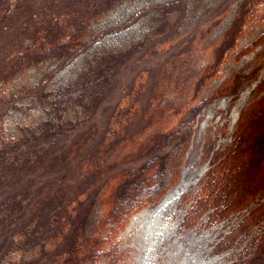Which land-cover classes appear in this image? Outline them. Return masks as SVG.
<instances>
[{
    "label": "rangeland",
    "instance_id": "rangeland-1",
    "mask_svg": "<svg viewBox=\"0 0 264 264\" xmlns=\"http://www.w3.org/2000/svg\"><path fill=\"white\" fill-rule=\"evenodd\" d=\"M242 1L21 0L31 21L41 25L30 24L27 38L33 35L36 42L50 32L46 18L36 14L46 7L45 14H61L66 34L79 40L69 47L52 42L31 55L20 37L22 13L2 17L0 11V264H54L62 247L91 243L104 217V178L140 162L130 150V118L145 105L156 71L161 75L153 104L159 119L152 128L175 122L178 116L170 112L183 100L206 97L182 161L169 180L171 170L164 169L158 198L133 205L93 259L72 264H139L145 251L138 240L141 217L133 219L157 205L184 168L190 183L171 219L178 231L166 247L168 259L230 264L256 252L264 257V148L257 136L264 129L253 134L249 123L264 106V0H253L256 8L247 11L233 47L225 48L213 75L208 70ZM238 129L246 140L237 161L258 156L246 160L252 185L225 180L216 198L207 173L221 163Z\"/></svg>",
    "mask_w": 264,
    "mask_h": 264
},
{
    "label": "trees",
    "instance_id": "trees-1",
    "mask_svg": "<svg viewBox=\"0 0 264 264\" xmlns=\"http://www.w3.org/2000/svg\"><path fill=\"white\" fill-rule=\"evenodd\" d=\"M252 2L253 0H243L240 3L241 11L227 27L224 36L222 37L223 39L217 47V54L214 56L213 62L209 64L211 67H209L208 70L212 71V75L215 73V69L223 61L222 59L227 53L225 52V48H230L231 50L233 42L236 39L235 36L238 34L237 32H239L240 25H242L249 18L247 11L253 12V9L256 8L255 4ZM0 11L3 14L2 17L6 14L13 17L17 16L18 13H22L21 15L23 21L20 26L24 28L25 31L20 34V37L21 40H25V46L28 47V50H30V53H28L29 55L49 49L51 44L54 43L57 46L65 47L79 44L76 34H66L67 30L63 24L64 20L62 15L55 11L46 15V7L42 9V13L38 12L36 14H40L42 18H46V24L51 30L43 35L39 34L41 38L36 42H34L35 37L33 35L27 38L26 32L28 26L29 30H31L32 26H30V24L35 25L37 23V25H41L37 22V19L31 21L33 16L28 13L30 10H27L26 8L24 9L21 0H0ZM48 33L50 34L48 35ZM21 59H23L22 56ZM154 74L155 80L151 84L150 90L146 95L147 99L144 103L145 105L136 108L133 111V113H135V117L130 118V124H132L131 129H135L133 138L135 140V144L132 145L130 150L131 153L133 150V155L136 159H139L140 162L131 166L116 169L113 171L114 173H110V175L104 178L103 183L108 181V186H106V189L108 188V192L106 193L104 204L106 206L103 211L104 217L102 222H100L101 224H98V228L92 235L91 243L88 246V243H86V245L82 246L83 248L81 249L73 245L69 251L64 250L66 248L62 247V257L60 259L56 258L57 262L54 264H72L73 262H79V259L82 260L83 258L93 259V257H95L94 254L98 253L100 245L103 243V239L113 231L119 222L123 220L128 213V210L132 208L133 205L141 202H153L158 198L160 193L158 194L157 191L160 192V189L165 182L163 176L167 170L164 171V169L171 170L170 175H168L166 180L171 179L175 171L177 172V168L182 161L184 151L187 149L186 147L190 139L189 136L192 132L194 117L202 105L199 103L200 101L202 102L206 99V97L204 99H200V101L197 100L194 103H189V100L193 98L194 95L191 98L183 100L181 103L177 104L176 109L173 107L170 112V114L178 116V119L175 122L168 125V128H152V125L159 119V114L157 112L158 109L153 103L159 96L158 81L161 75L158 74L157 71ZM202 79L205 80L206 78L203 77ZM199 83H201V81ZM198 86H196L195 89H198ZM219 91H221V89L217 88L207 97L210 99L214 97V95L218 94ZM175 110L181 114H176ZM253 116V122L251 120L249 121L250 130H253V134L257 135V133L260 132V129H264V106H258L254 111ZM108 126L109 123L107 127ZM146 127H150L151 130H146ZM237 133L239 135L234 136V140L232 142L233 144L221 160V163L217 167L210 169L208 171L209 174L207 173V180H209L208 178L213 179L211 182L213 184L215 183V189H217L216 193L219 194L215 196L216 198H219L221 193H224L222 187L225 186L223 185L225 180H227L226 185L230 183L229 180L231 179L233 182L241 181V184L247 183L248 187L252 185L248 182L251 178L246 176L250 174L249 169L251 162L247 163L246 160L253 161L255 158H258V156L255 153H252L251 155L253 156L237 161V159L240 158L239 155L245 151L240 150V147L246 140V134H242L240 129L237 130ZM130 134L128 137H130ZM257 136H259V139L262 141L260 147L264 148V133H259ZM99 144H101V139L98 140V145ZM32 165H37L36 161H34ZM28 166L31 167L29 164ZM44 169L45 168H43V170ZM157 178H160V180L157 181ZM144 183L147 184L145 187L147 188L146 190H144ZM138 186L141 189L136 191L135 188ZM229 193L235 196L238 195L233 190ZM210 195V192L206 194L207 197H210ZM225 197L228 200L237 199L236 197H230V195L229 197L225 195ZM241 198L242 197L239 199ZM62 223L63 225L67 224V219L62 220ZM59 252L60 251H58V253ZM65 252L69 253L64 254ZM22 260L24 261L25 259ZM230 264H264V257L256 252L252 255L250 254L245 256L243 259L234 260Z\"/></svg>",
    "mask_w": 264,
    "mask_h": 264
},
{
    "label": "bare ground",
    "instance_id": "bare-ground-1",
    "mask_svg": "<svg viewBox=\"0 0 264 264\" xmlns=\"http://www.w3.org/2000/svg\"><path fill=\"white\" fill-rule=\"evenodd\" d=\"M233 115H234V117L236 116V111H234ZM185 171H187V168L183 169L180 181L172 189H170L169 192H167L162 197V199L159 201V203L157 205H155L152 208H149L148 210L143 211L141 213V215H139L138 217L133 219V220H135V219H138L139 217H141L138 219V224L140 225V232L138 234V240H139V242H141L139 247L143 246L145 251L139 255V257L141 258L138 261L139 264H148V262L150 264H160L162 259L166 260L169 257L168 256L169 254L166 253V252H168L166 250L167 249L166 247L169 245L168 243H171L173 241L170 239V237H171L173 231H175V229L177 228V224H178V223L177 224L173 223L171 221V219L174 216L173 213H175L174 211L176 208L177 201L180 198H182V195L186 192V189H188L187 186L190 183L189 179H187V177L185 178ZM182 240H183V238H182ZM175 241L178 242V239ZM189 242L191 243V241H189ZM169 247H170V245H169ZM188 248H190V247H188ZM174 249H175V247H174ZM185 250H187V249H185ZM140 252H138V253H140ZM173 254H175V252H173ZM175 257H177V256H175ZM160 258H162V259L159 261ZM179 260H182V259L180 258ZM155 261H156V263H153ZM184 262H185V260H184ZM162 264H175V263H172L171 260L168 259V260H166V262L162 261Z\"/></svg>",
    "mask_w": 264,
    "mask_h": 264
}]
</instances>
